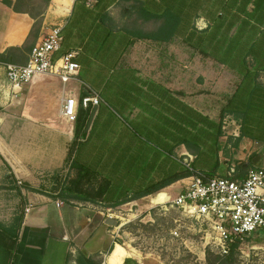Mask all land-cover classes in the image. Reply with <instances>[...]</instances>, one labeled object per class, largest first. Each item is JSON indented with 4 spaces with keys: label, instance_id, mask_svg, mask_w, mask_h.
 Returning a JSON list of instances; mask_svg holds the SVG:
<instances>
[{
    "label": "crops",
    "instance_id": "0c3cea01",
    "mask_svg": "<svg viewBox=\"0 0 264 264\" xmlns=\"http://www.w3.org/2000/svg\"><path fill=\"white\" fill-rule=\"evenodd\" d=\"M12 1L13 5L8 6L0 0V55L7 58L0 62V264H134L133 258L138 257L135 249L129 248L132 252L126 254L113 241L112 252L106 257L104 238L87 236L95 227L89 216L92 208L98 209L96 214L101 215V210L109 214L117 202L185 171L184 163L190 158L199 172L209 175L215 171L216 176L225 173L221 177L237 164L245 170L241 178L246 177L251 166L246 159L253 156L261 157L257 166L264 167V0H227L236 7L220 26L229 28L230 36L240 37L241 59L256 60L252 73L245 66L240 73L233 62L218 61V56L207 54L208 47L202 51V46H190L193 69L203 74L208 69V73L216 75H204V83L195 81V86L190 87L184 66L174 71L176 75H170L167 43L135 42L121 51L118 61L130 76H99L95 88L83 82L72 88L70 85L79 81L64 86L56 77H44L20 89L9 84L4 64H25L33 45L54 25H61L62 33L68 32L55 58L76 52L75 61L81 66L77 61L79 52L69 48L70 24L73 36H109L111 29L129 32L128 28L116 27L119 20L129 16L142 22L139 28H144L145 34L157 32L164 24L139 17L144 0H51L48 4L45 0H23L18 11L14 10L18 0ZM41 3L42 9L37 11L35 6ZM29 12L37 14L42 22L38 39L25 48L35 24ZM234 20L240 21V28L238 23L232 25ZM210 22L213 23L212 16L200 17L194 27L204 32L210 30ZM256 39L259 43L254 48ZM178 53H185L184 48ZM220 68L226 70L225 77L216 74ZM246 80L245 93L237 98ZM257 84L262 87L255 90ZM108 85L112 87L107 89ZM212 85L215 90L209 88ZM217 89L224 91L221 102L213 95ZM93 93L101 102L93 106L92 111L97 108L95 118L76 148V159L96 172L91 188L97 190L108 182L106 194L97 205L69 202L60 196L76 175L69 171L75 126L60 116V108L68 97ZM223 110L225 118L235 123L232 132L237 135L223 132ZM188 182V178L179 180L157 197L150 195L128 203L149 201L153 207L163 204L167 196L176 198ZM58 202L63 205L58 207ZM67 204L73 207L74 214L65 209ZM27 206H31L28 214ZM80 212L83 213L78 215Z\"/></svg>",
    "mask_w": 264,
    "mask_h": 264
},
{
    "label": "rangeland",
    "instance_id": "374dc122",
    "mask_svg": "<svg viewBox=\"0 0 264 264\" xmlns=\"http://www.w3.org/2000/svg\"><path fill=\"white\" fill-rule=\"evenodd\" d=\"M36 1L31 0L34 3H37ZM208 1L210 2L211 0H201V3L199 0H144L142 5L139 6V8H143L139 14V17L143 20L153 18L155 19L153 22L156 24L172 22L173 26L177 25L173 28V33L185 34L184 37H174L167 43L170 46L168 69L170 70V75L173 76L176 75L174 71L184 66L186 82L190 87L195 86V81L204 83L206 79L204 75H208L211 78L216 76L213 73H208V69H204V74L193 69L194 65L191 64L193 62L190 51L192 50L191 47L194 49L195 47L202 46L200 47L202 51H207L206 47L210 48L207 53L208 55L212 57L218 56V61L224 63L229 62L231 64L233 62L239 68L237 71L240 73L242 71L241 68L244 66L245 69H248V72L252 73L256 70L254 68V61H256L254 58L247 59L246 61L241 59L242 54L240 52L242 51V45H240V37H232L229 34V28L221 29L220 27L221 23H225V20L229 16V9L227 7L218 6L217 22H210L212 24L210 30L198 32L195 29L196 19L206 17L207 15L206 8L209 7L207 4ZM215 7V5H211L212 9ZM35 8L37 11H40L42 9V3L35 6ZM183 11L185 12L184 15ZM140 24H142L141 21L136 20L133 16H129L126 20H119L116 27H125L130 31L111 29L109 36H73L71 33L73 26L70 24L69 48L79 52L77 61L82 66L78 84H72L70 87L77 88L79 83L81 84L83 82L88 83L90 88H95L96 85L94 83L99 76L109 79L117 76H130L129 72H125L122 61H118L120 56L123 55L121 51H124L128 47V42L133 40V36L145 34L144 31L146 30L139 28ZM240 27L241 23L239 21L237 29ZM179 28L180 30L184 28V30L179 32ZM168 31V29L164 30L162 34H167ZM67 33V30L63 31L62 36L66 38ZM250 38H252V34ZM136 43L145 45L157 44L158 42L144 40L136 41ZM258 43L256 39V45L253 44L252 46L256 48L255 46ZM183 48L185 53H178ZM249 50L251 55L253 50L251 48ZM232 51H235V53H232ZM225 71L220 68L216 70V74L220 77H225ZM111 87V85H108L107 89ZM245 87H247V80L238 92L237 98L243 96ZM259 87L262 86L257 84L255 90H258ZM209 88L215 90L216 86L212 85ZM223 94L224 91L221 89H217V92L215 91L213 93L219 102L223 99ZM103 97L105 98V94ZM106 106L109 108L112 107V105ZM218 108L219 106H217ZM73 125L75 126V124ZM233 128L234 126L232 127L231 125L227 131L223 132H231ZM224 135L230 136L226 133ZM261 135L263 139L261 144L264 145V134ZM202 160L203 158L201 157L200 161ZM188 161H191V159ZM246 161L248 163L250 159H246ZM249 164L252 165L250 162ZM238 165H236V168ZM211 167L209 166L208 169ZM221 167L222 169L224 168V166ZM224 174H220V176ZM65 207L71 213H75L72 206L67 204ZM97 210L92 208L89 213L95 229L90 228L87 236L89 238H104V255L106 257L110 254L111 243L116 241L121 245L126 254L132 252L130 249H135L138 252V257L133 258L135 261L134 264H209V262L214 261L216 256H221L222 262H225L224 264H264V237L262 234L245 238L241 241L240 249L236 253L222 256L219 254L216 234H214L212 228L207 224H196L187 220L181 212L173 208L170 204L153 207L149 201L139 202L137 205L126 203L117 208H113L109 214L107 211L101 210V215L96 214ZM82 213L77 214L81 215ZM108 216L118 219L123 226L118 228L107 227L104 225V220ZM98 224H103L104 227L100 226L98 228ZM103 260L104 258L99 259L100 262H103Z\"/></svg>",
    "mask_w": 264,
    "mask_h": 264
},
{
    "label": "built area",
    "instance_id": "2783aa9c",
    "mask_svg": "<svg viewBox=\"0 0 264 264\" xmlns=\"http://www.w3.org/2000/svg\"><path fill=\"white\" fill-rule=\"evenodd\" d=\"M62 29L61 25L52 26L34 45L25 64H4L8 82L13 88L20 89L44 77H56L64 86L78 81L81 66L75 61L77 53L70 52L55 58L63 43ZM100 102L96 93L84 98L68 97L62 102L60 116L68 124H75L81 107L98 106ZM231 125L235 126V123L225 118L223 130L227 131ZM230 135L237 134L231 131ZM190 159L184 165L191 176L182 192L174 199L166 194L167 201L156 206L170 204L187 220L207 224L216 234L222 256L229 254L231 245L237 240L242 241L256 234L264 237V167L252 164L244 178L233 179L235 169H231L225 177H209L196 170ZM62 205V202L57 203L58 207ZM30 210L31 206H27L25 213Z\"/></svg>",
    "mask_w": 264,
    "mask_h": 264
},
{
    "label": "trees",
    "instance_id": "16d2710c",
    "mask_svg": "<svg viewBox=\"0 0 264 264\" xmlns=\"http://www.w3.org/2000/svg\"><path fill=\"white\" fill-rule=\"evenodd\" d=\"M22 1L23 0H18L16 2V5L14 6L15 11H18V8H19L18 4H20ZM45 1L48 4V3H50L51 0H45ZM226 1L227 0H211L210 2L208 1L207 4L209 5V7L206 8V13H207L206 17L212 16L213 23L217 22L216 17L218 16V11H217L218 6L227 7L229 9L228 10L229 14L233 13L236 6L230 5ZM3 2L5 4H7L8 6L13 5L12 0H3ZM199 2L201 3V0H199ZM211 5H215L216 7L214 9H212ZM28 14L30 15V17L32 19L35 20V24H34L33 30L29 36V40H28L25 48H27L28 44L32 40L34 41L33 42V44H34L35 40L38 39V37H39V26L42 22L41 19H38L37 14H35L33 12H29ZM236 23H238V22L236 20H234L232 25H236ZM176 26H173L172 22H170V23L166 22L164 24L163 28L159 29L157 32L155 31V33L135 35V36H133V40H130L128 42V47H129V45L134 44L136 41H144V40L168 43L174 37H176L175 33H173L174 32L173 28H175ZM167 29L169 30L168 33L162 34V32L164 30H167ZM216 39H217V37H216ZM5 61H7L6 55L5 54L0 55V62H5ZM84 97H86V96H84V95L81 96V98H84ZM92 109H93V107L89 106L88 108L81 107L79 110V115H78L77 121L75 123L74 142H73V145L71 146V148L69 150V171H75L76 175L73 179H69L68 186H64V188L61 191L60 196L69 202L79 201V202L91 203V204L97 205L100 201H102L103 197L106 194V190L108 188V182H105V183L103 182L97 188V190L91 188L93 180H95L97 178L96 172H94L93 170H91L87 166L80 164L76 159V148H77L79 142H81L83 140V138L85 137V135H87L86 126H87L88 121L90 119ZM222 114L223 115L221 117V120H223L225 118V111L224 110H223ZM240 137L241 138L244 137V134L242 132H241ZM241 138H239L237 141H239ZM257 157L258 156H253L252 158H250L249 162L252 163V161L254 159H256ZM244 171L245 170L243 169V165H239L236 169V173L234 174L233 179L241 178L242 175L244 174ZM209 175H208L209 177H216L215 171ZM190 176H191V173L188 170L171 174L169 177L163 179L162 181H159L155 184H152L149 187H147L145 190L136 193L134 196H132L128 200H125L123 202H117L113 207L115 208V207L121 206L125 203L131 202V201H134L137 199H141V198L146 197V196H150V195L155 196L158 193H160V191L163 190L164 188L172 185L173 183H175L179 180L189 178ZM241 243H242L241 240H237L234 244H232L230 247L229 254L233 255L234 253H236L240 249ZM111 252H112V250L110 251V253ZM208 260H210V259L208 258ZM224 263L225 262H222L221 256H216L213 262H209V264H224ZM91 264H96V263L91 262ZM227 264H231V263H227Z\"/></svg>",
    "mask_w": 264,
    "mask_h": 264
},
{
    "label": "water",
    "instance_id": "95a60500",
    "mask_svg": "<svg viewBox=\"0 0 264 264\" xmlns=\"http://www.w3.org/2000/svg\"><path fill=\"white\" fill-rule=\"evenodd\" d=\"M97 108H94V110L91 113L90 119L88 121V124L86 126V132L90 129L93 120L95 118V114H96ZM261 160V157H257L256 159H254L252 161L253 164H257L259 163V161ZM104 224L107 227H112V228H118V227H122V224L120 223V221L112 216H108L106 217V219L104 220Z\"/></svg>",
    "mask_w": 264,
    "mask_h": 264
},
{
    "label": "bare ground",
    "instance_id": "6f19581e",
    "mask_svg": "<svg viewBox=\"0 0 264 264\" xmlns=\"http://www.w3.org/2000/svg\"><path fill=\"white\" fill-rule=\"evenodd\" d=\"M124 221V220H123ZM123 226V225H122Z\"/></svg>",
    "mask_w": 264,
    "mask_h": 264
}]
</instances>
